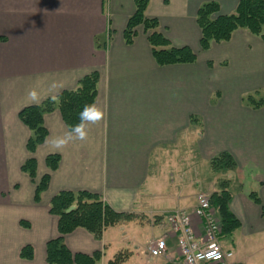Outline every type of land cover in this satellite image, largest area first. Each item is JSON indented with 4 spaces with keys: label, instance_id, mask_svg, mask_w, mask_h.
<instances>
[{
    "label": "crops",
    "instance_id": "obj_1",
    "mask_svg": "<svg viewBox=\"0 0 264 264\" xmlns=\"http://www.w3.org/2000/svg\"><path fill=\"white\" fill-rule=\"evenodd\" d=\"M209 1L225 14L239 3L149 0L145 14L158 18V30L197 54L192 63L159 65L143 26L133 43L125 41L134 0H0V264H50L47 242L59 235L50 204L64 190L97 193L114 210L134 214L107 227L102 238L84 227L67 233L72 252L101 251L96 264H108L118 253L126 254L120 264H175L180 256L167 215L192 212L199 193L220 190L221 174L241 222L235 246L226 248L233 249L236 264H264V107L243 99L264 88V38L242 28L201 49L197 11ZM94 70L100 75L95 103L106 118L86 141L55 150L51 139L69 128L59 110L47 113L48 135L30 152L31 130L19 117L32 105L27 90L38 87L43 101L76 88ZM53 82L58 89L50 88ZM223 151L236 166L221 173L211 160ZM50 154L61 157L56 169L47 165ZM31 157L36 180L22 169ZM188 162L201 166L197 175L189 176ZM45 174L49 184L37 201V182ZM156 227L162 232L148 237ZM128 231L137 235L129 238ZM163 235L168 254L152 256L148 242ZM243 238L254 246H243ZM26 245L33 258L21 256Z\"/></svg>",
    "mask_w": 264,
    "mask_h": 264
},
{
    "label": "trees",
    "instance_id": "obj_2",
    "mask_svg": "<svg viewBox=\"0 0 264 264\" xmlns=\"http://www.w3.org/2000/svg\"><path fill=\"white\" fill-rule=\"evenodd\" d=\"M134 1L135 12L129 18L124 31L126 43H133L137 35V28L143 26L159 65L192 63L197 60V54L191 47L187 45L174 46L158 30V18L146 16L145 11L149 0ZM196 20L202 33L200 46L203 50L209 49L214 42L229 40L236 30L242 28L264 38V0H239L236 10L226 14L221 13L220 5L216 1L205 2L199 7ZM0 40H5L1 34ZM99 78V72L94 70L83 76L78 81L76 88L59 93V102H53L48 97L39 105H28L20 110L21 121L31 130V136L27 142V148L30 152H35L48 135V129L44 123L45 114L59 110L68 128L79 122V112L83 106L95 103L98 95ZM243 99L254 108L264 107V96L257 98L250 94ZM46 160L49 168L56 169L61 157L59 154H50ZM211 165L218 172L234 168L236 162L230 153L223 151L211 160ZM22 169L29 173L33 180H36V158L31 157L25 161ZM49 180L50 174H45L37 182L35 192L37 201L40 200L41 193L47 189ZM220 184V190L211 195V204L222 221L223 234H233L240 227L241 222L230 209L231 193L228 189V181L224 180ZM250 195L255 202L260 203V198L256 192H251ZM72 205H75L76 208L67 212V209ZM50 212L59 217V235L47 242V261L50 264H96L102 257L101 251H96L93 254L72 252L65 244L64 236L78 227H84L91 231L95 237L102 238L107 227L121 220L131 219L134 215L114 210L99 194L87 190L60 191L51 199ZM21 256L33 258V247L24 246L21 249ZM125 256V253H118L108 264H120Z\"/></svg>",
    "mask_w": 264,
    "mask_h": 264
},
{
    "label": "built area",
    "instance_id": "obj_3",
    "mask_svg": "<svg viewBox=\"0 0 264 264\" xmlns=\"http://www.w3.org/2000/svg\"><path fill=\"white\" fill-rule=\"evenodd\" d=\"M166 218L180 256L175 264H236L233 249L222 242L223 224L211 204L210 194L199 193L192 212L178 209ZM167 239L168 235H163L150 240V254L155 257L168 254Z\"/></svg>",
    "mask_w": 264,
    "mask_h": 264
},
{
    "label": "clouds",
    "instance_id": "obj_4",
    "mask_svg": "<svg viewBox=\"0 0 264 264\" xmlns=\"http://www.w3.org/2000/svg\"><path fill=\"white\" fill-rule=\"evenodd\" d=\"M59 85L53 82L50 88L58 89ZM27 98L30 103L39 105L43 99L38 87H32L27 90ZM53 102H59L58 91L49 97ZM106 118L105 110L97 103H90L83 106L79 112V122L72 125L68 131L60 136L51 139V144L55 150L65 148L69 143L74 141H86L89 137V131L93 126L100 124Z\"/></svg>",
    "mask_w": 264,
    "mask_h": 264
},
{
    "label": "rangeland",
    "instance_id": "obj_5",
    "mask_svg": "<svg viewBox=\"0 0 264 264\" xmlns=\"http://www.w3.org/2000/svg\"><path fill=\"white\" fill-rule=\"evenodd\" d=\"M253 95V96H255V97H257V98H259V97H262V96H264V88H262V89H260V90H258V91H254V92H249V93H247V94H244V97H247L248 95ZM189 163V162H188ZM204 164H202V166H203ZM205 166V165H204ZM201 166L199 165V164H196V165H194V163H192V165L190 166V163H189V166H188V173H189V176L191 175V176H194V175H197V173H199L200 172V168ZM222 171H225V170H220L219 172H221L222 173ZM204 175H205V177H210V178H214L215 176H214V174L213 175H209L207 172H205L204 173ZM216 179V178H215ZM225 179H224V177H222V174L220 175V179L218 180L219 181V187H220V183H222L223 181H224ZM205 193H208V194H210V196L215 192L214 191V189H209V191H204ZM162 232V228L161 227H156V232H154V231H152V230H150L149 232H146V234L148 235V237H154L155 235H157L158 233H161ZM134 235L136 236L137 235V233H136V231L135 232H129L128 231V236H129V238H133L134 237ZM234 234H224L223 236H222V242H223V244H224V246L225 247H229V246H235V240H234ZM242 236H240V238H241ZM139 238H141V235L139 234ZM244 239V238H243ZM242 239V240H243ZM243 246H246V247H250V246H254L253 244H251L250 245V242H248V241H246V239H244V241H243ZM253 249V248H252Z\"/></svg>",
    "mask_w": 264,
    "mask_h": 264
},
{
    "label": "water",
    "instance_id": "obj_6",
    "mask_svg": "<svg viewBox=\"0 0 264 264\" xmlns=\"http://www.w3.org/2000/svg\"><path fill=\"white\" fill-rule=\"evenodd\" d=\"M76 208L75 205H72L70 206L68 209H67V212H71L72 210H74Z\"/></svg>",
    "mask_w": 264,
    "mask_h": 264
}]
</instances>
